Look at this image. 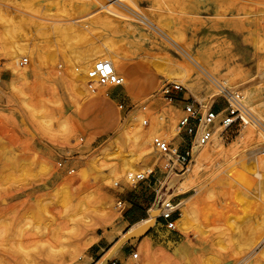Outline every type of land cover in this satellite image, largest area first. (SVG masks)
Listing matches in <instances>:
<instances>
[{"label": "rangeland", "instance_id": "rangeland-1", "mask_svg": "<svg viewBox=\"0 0 264 264\" xmlns=\"http://www.w3.org/2000/svg\"><path fill=\"white\" fill-rule=\"evenodd\" d=\"M197 1L0 0V264H96L132 226L125 223L124 203L140 204L136 216L147 210L159 215L154 196L160 188L154 181L166 189L168 178L189 166L171 164L165 155H147L139 135L148 136L150 145L159 136L171 149L187 148L192 138L177 129L183 100L200 112L221 93L167 37L147 28L145 15L190 56H201L223 86L236 89L244 113L231 128L230 139L215 127L219 153H206L210 143L201 148L204 156L185 182L186 194L164 192L163 202L171 200L175 207V220L187 215L182 225L186 234L175 223L173 228L190 241L194 253L178 262L173 255L177 247L154 246L139 234L127 238L111 260L232 264L230 258L240 261L247 255L243 264H248L264 252V235L244 255H239L238 245L250 223L264 225V169L257 168L264 159V127L253 124L249 110L264 106V0ZM102 52L107 60L124 63L125 74L133 69L132 77L119 74L124 86L113 90L87 84L88 90L109 96L92 106L73 70H88ZM23 58L26 65L13 66ZM185 78L188 84L196 81L190 90L180 82ZM164 82L181 87L176 100L169 102L158 93ZM227 98L215 100L211 109L226 108ZM171 107L177 110L174 118ZM91 160L96 169H88ZM132 165L133 178L151 175L131 182L126 171ZM79 169L83 178L75 177ZM71 175L80 185L74 203L63 205V196L51 193ZM103 203L110 205V212L101 211ZM194 232L203 235L202 242ZM148 251L158 260L150 259Z\"/></svg>", "mask_w": 264, "mask_h": 264}, {"label": "bare ground", "instance_id": "bare-ground-1", "mask_svg": "<svg viewBox=\"0 0 264 264\" xmlns=\"http://www.w3.org/2000/svg\"><path fill=\"white\" fill-rule=\"evenodd\" d=\"M165 1V0H164ZM199 2L200 1H203V0H198ZM197 1V2H198ZM0 4H1V2H0ZM198 4V3H197ZM131 5V4H130ZM199 5V4H198ZM109 8V7H108ZM112 10L111 11H113V8H111ZM133 9V8H132ZM131 9V11L133 12V13H136V14H139L140 15V13H138V9H136L137 10V12L136 11H134V10H132ZM207 9V8H206ZM109 11H110V8H109ZM128 12V11H127ZM113 13H115V12H113ZM133 13H130L131 15L133 14ZM116 14V13H115ZM150 16V15H149ZM153 18V17H152ZM145 19H147V24H146V26H148L147 28H149V27H151L152 29L153 28H155V29H157V33L159 34V36H160V34L163 36V38H164V36L165 37H167V42H168V44L172 47V48H174V50H178L181 54H183V55H185V58H186V60H188V63H189V65H191L194 69H196L197 70V72H199L198 74L199 75H202V76H204V77H207V76H209L211 79H210V84L212 85V87L213 88H215L216 90H217V92L218 93H221V94H217V95H213L214 93H215V89L213 90V92L211 93V95H213L211 98H210V100L208 101V103H207V105L206 106H201V108H200V113L201 114H205L210 108H211V105L214 103V101L215 100H217L218 98H220V97H228L227 99H228V104H230V105H234V104H239L241 107H243V102H242V100H243V98H240L239 97V95L238 94H236L235 92V90L236 89H227V87H225V86H223L219 81H218V79H216V78H214L211 74H210V72H211V70L208 68V63L206 62V61H204V59L200 56H198V57H192V56H190L187 52H185L184 50L185 49H182V48H180V47H178V43H177V41L174 39V38H171L168 34H166L160 27H158L156 24H154V22H152L151 21V19H148L147 17H146V15H145ZM157 21V20H156ZM160 22V21H159ZM161 23H163L162 21H161ZM166 24V23H165ZM167 25V24H166ZM168 28V27H167ZM57 31V30H56ZM147 34V33H146ZM144 35V37H145V33L143 34ZM142 36V35H141ZM161 37V36H160ZM165 40H166V38H164ZM183 45V44H182ZM177 47V48H176ZM201 49V48H200ZM203 49V48H202ZM189 50V49H188ZM104 52H106V54H107V52H110V48L109 47H106L105 48V50H104ZM178 52V53H179ZM183 52V53H182ZM197 52V51H196ZM201 52V51H200ZM180 54V55H181ZM108 55V54H107ZM183 55H181V56H183ZM195 55V54H194ZM202 56H204L203 54H202ZM112 57V56H111ZM109 58V57H108ZM101 59H106L105 58V55L103 54V52H102V54L101 55H98V56H96V57H94L91 61H94V60H97V61H107V62H109L111 65H112V67H113V70H114V72L117 74V75H119V74H121V75H125V73H126V68H125V64L124 63H122L120 60V62H116V61H113L112 59H109V60H101ZM97 61H95V62H97ZM111 61V62H110ZM94 62V63H95ZM15 63H16V65H15ZM93 63V64H94ZM13 66L14 67H21V66H19L18 65V60H14V62H13ZM91 68V67H90ZM89 68V69H90ZM88 69V70H89ZM189 69V68H188ZM88 70L86 69V67L85 66H80L79 68H75L74 70H73V75H74V81L76 82V84H77V86L78 87H81V89L83 90V91H85V93H86V95H85V99H86V103H88V104H91L92 106H94L95 104H97V103H99L100 102V100H104V98H107L108 99V95L107 96H102V95H99V94H97L96 92H95V90L94 89H91V90H88V88H87V84H88V80H87V72H88ZM133 70V69H132ZM195 70V71H196ZM17 72V71H16ZM21 73V72H20ZM176 73V72H175ZM213 73V72H212ZM217 74V73H216ZM10 75H11V77L13 78L14 77V75L16 76V74H15V71L13 70V69H10ZM195 75V74H194ZM120 76V75H119ZM123 76H120V77H122L123 78V86H124V77ZM168 75H166V77H167ZM198 75H196V77H197ZM171 77H173V76H171ZM187 77V76H186ZM200 77V76H199ZM193 79V78H192ZM192 79H190V80H192ZM200 79H202V78H200ZM209 79V78H208ZM208 79H206L207 81H208ZM196 80V79H195ZM203 80V79H202ZM178 81V80H177ZM5 82V81H4ZM181 83H183L184 85H186V84H188V79H186L185 78V80L184 81H180ZM195 82L196 81H190V84H188L189 85V87H188V85H186L187 86V88L190 90L191 88H193L192 87V85H195ZM199 82V81H198ZM202 82V81H201ZM7 83H10V81L9 82H7ZM163 84V83H162ZM198 84H200V83H198ZM249 84H245L243 87H240L241 89L242 88H245V87H247ZM97 86V85H96ZM210 88V87H209ZM208 88V89H209ZM240 88H238V89H240ZM90 89V88H89ZM206 91H208V90H206ZM210 91V90H209ZM106 95V94H105ZM238 98H240V99H242V100H238ZM90 105V106H91ZM249 110H251V112L253 113V118H254V125H257V126H261L262 125V127H264V106H261L258 110H256V109H254V107H249ZM170 111V115L172 116V118H174L175 117V115H176V112H177V110L176 109H174L173 107H171V109L169 110ZM245 112H246V110H245ZM248 114V113H247ZM246 114V115H247ZM169 115V114H168ZM249 115V114H248ZM167 116V115H166ZM248 118V117H247ZM131 120V119H130ZM160 120H162V118H160ZM170 120V119H169ZM259 124V125H258ZM124 128V127H123ZM220 130V129H219ZM175 132V130L173 129V131H172V133H174ZM216 130L214 131V133H213V135H212V138H211V140H209L205 145H203L201 148H203V147H205V146H208V144L210 143L211 145L213 144V146H210L208 149H207V151H206V153L207 154H209V155H214V154H218L219 153V150H220V148H219V145H218V143H216L217 142V140L215 141V135H216ZM262 133V132H261ZM217 134H219V133H217ZM262 135H264V134H262ZM145 134H142V136L141 135H139V137L141 138V140H142V146H144V145H146L147 147H148V151L146 152L147 153V155L149 154V155H151L152 153L153 154H155L156 155V153H155V151H154V149H153V145H152V142H151V145H150V141H149V138H148V136H146L147 138H145ZM247 136V135H246ZM156 137H159V136H156ZM244 137V134H241V136H240V138H243ZM166 141V140H165ZM211 142H213V143H211ZM151 146H152V148H151ZM201 148H198V149H194V154H193V158H192V160H191V162H190V164H189V168L187 167L184 171H183V173L182 174H175V173H173V175L172 176H170V178L168 179V181H167V188H166V192H170V190H172V189H174L175 187V190H174V193H173V195L172 196H175V195H183V194H186L187 192H188V187L185 185L186 183L185 182H187L188 180H189V178L191 177V174H192V172L194 171V169H195V167H196V165L199 163V158L201 157V155H203L202 153H203V151H204V149L202 150ZM152 149H153V151H152ZM205 152V151H204ZM165 156H167V157H170V155H165ZM165 156H164V158H165ZM204 156V155H203ZM208 156V155H207ZM148 157V156H147ZM161 157H163V156H161ZM204 160V159H203ZM257 160V159H256ZM259 160V159H258ZM142 163H144V161L142 160L141 161ZM50 165V164H49ZM87 166H88V169H93V168H95L94 166H95V161H93V160H91V161H88V163L86 164ZM200 166V165H199ZM135 167L136 166H134V165H132L127 171H126V178L128 179V180H134V178H136V174H135V176H134V178H133V172L136 170L135 169ZM197 168V167H196ZM257 168L258 169H260V170H262V169H264V159H260L259 160V162H258V164H257ZM96 169V168H95ZM223 172V171H222ZM70 173H73V171L72 172H70ZM76 173V175H75V177L76 178H83L84 177V175H82V172H81V169H79V170H77V172H75ZM75 173H73V175L75 174ZM73 175H71V177H68V178H66L65 179V181L64 182H62L61 184H59L58 185V187H56L55 188V191L53 192V193H51L54 197H56L57 196V194H61V196H63V198L61 199V204H63V205H69L71 202H73L74 203V197L76 196V191H77V187H78V185H80V184H76L75 183V180H74V176ZM73 176V177H72ZM223 176V175H222ZM221 176V177H222ZM257 177V176H256ZM229 182V181H228ZM230 183V182H229ZM243 186H245V185H243ZM246 187V186H245ZM234 188V187H233ZM235 189V188H234ZM248 189V188H247ZM239 190V189H238ZM82 191V190H81ZM80 191V192H81ZM243 191H244V189H243ZM239 192V191H238ZM244 193V192H243ZM234 194V193H233ZM237 195V194H236ZM78 196V195H77ZM233 197H235L234 195H233ZM240 197V196H239ZM79 203H81V201L80 200H77ZM59 204V203H58ZM36 205L38 206V207H42L43 206V204H42V201L39 199H37V201H36ZM101 205V204H100ZM248 205V204H247ZM77 206V205H76ZM72 207V206H71ZM92 208V207H91ZM158 208V207H157ZM92 209H94V207L92 208ZM46 211V210H45ZM101 211H106V212H110V205H108V203H103L102 204V206H101ZM151 212V213H150ZM149 212V219L147 220H144V221H141V222H138V223H136V224H134V225H132L130 228H129V230L124 234V235H122V238L120 239V240H118L117 242H115V244H114V246H113V248L110 250V251H108L102 258H101V260H99L96 264H107V262H108V260H110L112 257H113V255H114V253L119 249V247L123 244V242L124 241H126V239L127 238H129L130 236H132V235H139V234H142L143 233V231H145L146 229H148L149 227H151L152 226V224H153V222H154V219H155V217L157 216L156 214H155V212H154V210H151ZM208 213V212H207ZM235 219H237V218H235ZM211 220V219H210ZM238 220H240V219H238ZM186 221H187V215H186V213H184L183 215H182V217L181 218H179V219H177V220H175L174 221V223H175V225H177V227L182 231V232H184L185 234H186V231H188V230H186L185 228H183L182 227V225H184L185 223H186ZM207 221H208V219H207ZM201 222V221H200ZM206 222V221H205ZM209 222V221H208ZM207 222V223H208ZM234 222V221H233ZM256 222V221H255ZM174 223H173V225H172V227L174 226ZM202 223H203V221H202ZM248 225H249V223H248ZM201 226H202V224H201ZM198 227V226H197ZM246 227V226H245ZM247 228V227H246ZM196 230V229H195ZM194 230V231H195ZM200 230H201V227H200ZM243 230V229H242ZM247 231L246 232H242L241 233V235H239V241H238V245L240 246V249H239V255H244V253L247 251V250H249L250 248H251V246L252 245H254L257 241H259V239L262 237V235H264V225H262V224H260V223H253V224H251L250 223V226H249V228H247L246 229ZM236 231V230H235ZM234 231V232H235ZM201 232V231H200ZM193 235H195V237L196 238H198V241L199 242H202V237H203V235L201 234V233H197V232H194V234ZM221 236V235H220ZM234 236H236V235H233V237ZM222 237V236H221ZM260 242V241H259ZM262 242H264V241H262ZM147 246V245H146ZM235 248V250H236V247H234ZM145 249V248H144ZM146 249H147V247H146ZM145 251V250H144ZM194 246L190 243V241L189 240H185V241H183L181 244H179L178 246H177V249L173 252V255H174V258L175 259H177V261L178 262H183V261H185V258H188V257H190L194 252ZM233 252H234V249L232 250ZM154 252V251H153ZM153 252H151V251H148V255H149V258L150 259H152V260H155V261H157L158 260V257H156L154 254L155 253H153ZM227 254V253H226ZM230 253H228V255H229ZM251 254H252V252H251ZM232 255V254H231ZM235 255H237V254H235ZM133 256V258L135 259L137 256L135 255V254H133L132 255ZM135 256V257H134ZM249 256H245V257H243V259L242 260H240V261H237L235 258H230V261H228V263H234V264H243L245 261H246V259L248 258ZM251 257H253V256H251ZM227 258V257H226ZM249 259V258H248ZM251 259V258H250ZM160 260H161V257H160ZM199 260V259H198ZM217 260V259H216ZM222 260V259H221ZM68 261V260H67ZM66 261V262H67ZM201 260H199V262H200ZM218 261H220V260H218ZM222 261H224V260H222ZM175 262V261H174ZM177 262V263H178ZM198 262V263H199ZM214 262V261H213ZM249 262V261H248ZM154 263V262H153ZM158 263H160V262H158ZM164 263V262H163ZM203 262H201V264H202ZM215 263V262H214ZM213 263V264H214ZM246 263V262H245ZM174 264V263H173ZM209 264V263H208ZM211 264V263H210ZM216 264V263H215ZM222 264V263H221ZM248 264H264V252H262V253H260V256L257 258V259H255L254 258V260H252V261H250Z\"/></svg>", "mask_w": 264, "mask_h": 264}, {"label": "built area", "instance_id": "built-area-1", "mask_svg": "<svg viewBox=\"0 0 264 264\" xmlns=\"http://www.w3.org/2000/svg\"><path fill=\"white\" fill-rule=\"evenodd\" d=\"M27 60L22 59L18 61L19 66L26 65ZM16 65V63H15ZM88 84H97L100 87H105L109 90L121 88L123 86V78L117 75L112 65L107 61H97L87 72ZM181 92V87L176 84L163 83L158 93L162 98L172 102L177 99V95ZM227 103V102H226ZM180 116L177 122L178 134L184 138L191 137L192 141L187 148H183L181 151L178 149H171V146L161 137H153L152 145L155 153L159 156L170 155L172 158L171 164L175 162L177 165L183 167L191 162L194 154V149L201 148L205 145L212 137L216 126L221 128L220 135L226 140L231 138V128L234 126L236 121L239 119V114L244 113L243 107L239 104L230 105L226 108L213 110L209 109L204 115L196 110L193 103H189L188 100H183V104L180 110ZM241 119V118H240ZM146 123V122H145ZM151 175V172L148 176ZM147 177L137 175L134 180L144 181ZM159 191L155 193L154 203L161 210V217L169 219L170 216L176 211L172 205L171 200L163 202L165 187H160ZM163 193L161 194V191ZM173 223H168V228L172 227ZM135 257V256H134Z\"/></svg>", "mask_w": 264, "mask_h": 264}, {"label": "crops", "instance_id": "crops-1", "mask_svg": "<svg viewBox=\"0 0 264 264\" xmlns=\"http://www.w3.org/2000/svg\"><path fill=\"white\" fill-rule=\"evenodd\" d=\"M125 75L127 77H132V70H127V74H125ZM107 97L109 99V96H107ZM224 101H226V100L224 99ZM214 110L216 111V110H219V109H217V107H215ZM157 182H159V181L155 180L153 184L156 185ZM175 188L170 190L169 194H171V196L173 195ZM178 196H181V195H175L174 197H178ZM179 204H178V206H179ZM124 205L126 206V210L124 212L125 213L124 214L125 223H127L128 226L129 225H134V224H136L138 222H141V221H144L146 219L148 220L150 218L149 217V212L151 210L145 211L144 215H142V216H136L134 214V212L136 210H138V208L140 207V204H136V203H133V202H125ZM159 211H160L159 215H157L155 217L152 226L149 227L148 229H146L145 231H143V233L140 234L139 237L145 239L146 242H148V243L154 244V246H160V248L166 249L169 246H171L173 248H176L179 244H181L184 241V236H183V234H181L179 232H175L174 228H168L167 227L168 223H171V222L174 223L175 216H176V214H175L176 211L170 216L169 219L162 218L161 215H160L161 214V210L159 209ZM140 212H141V210H140ZM114 244H113V246H114ZM96 248H100V250H102V247L96 246ZM94 255L97 257L99 255V251H95ZM111 259L108 260L107 264H114L113 263L114 260H111Z\"/></svg>", "mask_w": 264, "mask_h": 264}]
</instances>
